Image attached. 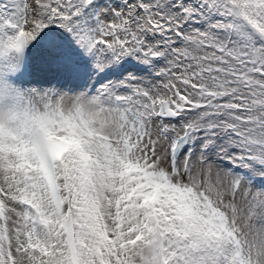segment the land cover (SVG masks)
<instances>
[{"label":"snow or ice","instance_id":"1","mask_svg":"<svg viewBox=\"0 0 264 264\" xmlns=\"http://www.w3.org/2000/svg\"><path fill=\"white\" fill-rule=\"evenodd\" d=\"M0 264H264V0H0Z\"/></svg>","mask_w":264,"mask_h":264}]
</instances>
